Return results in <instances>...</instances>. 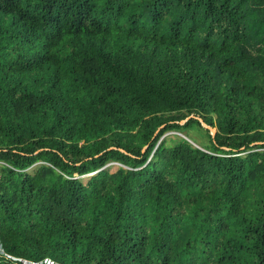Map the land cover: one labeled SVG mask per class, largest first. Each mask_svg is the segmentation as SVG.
Returning a JSON list of instances; mask_svg holds the SVG:
<instances>
[{"label":"trees","instance_id":"1","mask_svg":"<svg viewBox=\"0 0 264 264\" xmlns=\"http://www.w3.org/2000/svg\"><path fill=\"white\" fill-rule=\"evenodd\" d=\"M0 241L264 264V0H0Z\"/></svg>","mask_w":264,"mask_h":264},{"label":"built area","instance_id":"2","mask_svg":"<svg viewBox=\"0 0 264 264\" xmlns=\"http://www.w3.org/2000/svg\"><path fill=\"white\" fill-rule=\"evenodd\" d=\"M0 255H3V256H5V257H7V258H9V259L20 260V261H22L24 264H39V263H42V262H43V261H41V260H28V259H26V258H22V257L14 256V255H12V254H10V253H8V252L5 251V249L3 248V245H2V243H1V241H0ZM45 260H46L47 262H49L50 264L53 263V261L50 260V259H48V258H46ZM0 264H1V262H0Z\"/></svg>","mask_w":264,"mask_h":264},{"label":"water","instance_id":"3","mask_svg":"<svg viewBox=\"0 0 264 264\" xmlns=\"http://www.w3.org/2000/svg\"><path fill=\"white\" fill-rule=\"evenodd\" d=\"M199 119H200L202 125L205 126V127H207V128H209L210 131H211V133H212L213 135H215V133H216V128H214L213 126H211V125H209L208 123H206L202 118H199ZM184 121H185V120H183L182 122H184Z\"/></svg>","mask_w":264,"mask_h":264},{"label":"rangeland","instance_id":"4","mask_svg":"<svg viewBox=\"0 0 264 264\" xmlns=\"http://www.w3.org/2000/svg\"><path fill=\"white\" fill-rule=\"evenodd\" d=\"M118 165H119L118 163H113L111 166V169L115 170L118 167Z\"/></svg>","mask_w":264,"mask_h":264}]
</instances>
